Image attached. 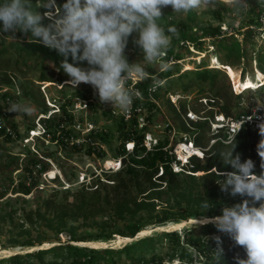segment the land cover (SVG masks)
<instances>
[{"label":"rangeland","instance_id":"1","mask_svg":"<svg viewBox=\"0 0 264 264\" xmlns=\"http://www.w3.org/2000/svg\"><path fill=\"white\" fill-rule=\"evenodd\" d=\"M258 3L264 4L262 0H249L248 10L238 11L233 4V0H216L214 7L209 6L193 10L196 13L195 24L197 26L205 29L219 28L222 34L227 35L230 40L236 37L247 47L246 58L240 64L235 63L232 67L235 74L234 78L239 80V85L242 88L245 87L244 85L248 81H254L256 76L263 74L259 72L256 60L261 55L264 56V23L248 26V20L250 16H254ZM45 10L47 11V9ZM163 14L165 16L161 21L163 25L167 22H173L177 25L180 22L187 21L188 18V13H173L171 6L164 8ZM0 27H2V24H0ZM237 30L243 32L251 30L252 32L243 36L238 35ZM137 38V33H133L129 37L126 54L130 63L143 60L142 49L134 42ZM18 40L16 35L13 38L12 34L0 33V44L5 46H9L10 43ZM211 42L213 41L207 40L209 53L204 54L201 59L205 61V65H209L208 68L210 69H212L211 66L222 64L223 58L222 53L216 51L217 48L214 49V47L209 46ZM187 50L189 51L187 52ZM177 51L181 52V58H183L179 61L182 72L195 69L194 66L199 63V58L202 56L190 47L187 49L178 48ZM10 54H12V50ZM164 58L163 62L166 66L172 64L171 62L167 63ZM160 63L161 61H157L155 64L147 65V72L161 70ZM81 66L87 67L86 62H83ZM187 66L191 69H186ZM40 72V67H37L35 63L25 67L13 65L7 70L5 66L0 68V90L3 92L10 91L13 96H16L12 101L29 102L34 109L31 116L22 113H10L8 111L10 101L8 103L0 102V111L4 114V117L2 116L4 124L9 128L13 127L11 130L14 133L11 139L0 137V258L11 256L14 253L27 252L29 248L35 247L36 250L66 243L71 241L72 236L85 238L84 241L81 240L75 243L80 246L121 247L127 242L139 238L171 231L164 228L175 223L155 225L154 221L165 214L175 218L183 216L184 211L189 208L185 199V196H187L186 191L190 192L195 198H201L204 202L206 200L210 201L211 198L232 197L230 194L221 191L217 182L224 179V177L218 176L217 172H223L214 168L208 172L213 173L209 177L204 176L208 173L203 172H179V176L174 178L172 186L178 185L181 189L175 190L174 194H163L160 199H147L146 195L148 193L140 194L139 190L156 187V190L166 191L169 187V184L162 181L163 171L160 169L158 173L152 175L151 182L144 181L143 177H138L140 186L136 188L132 185L133 180L124 177L125 188L121 187L118 190L119 193L116 191V195H114L115 190L112 186L107 185L108 187H105L104 191L101 192L102 198L100 200L102 202L97 207H93L92 199L96 200V198L92 197L91 193L94 192L91 191L95 188L89 189L86 187H92L94 182H97V176H99V179L101 178L98 181L99 183H102L105 179L116 180L117 175L124 170V164L122 163L120 171L109 172L106 164L108 161L115 163L122 160L121 155H119L121 142L117 139L116 120L123 116L125 111L108 104H101L93 88L88 84H86L87 86H81V83L77 89L86 90L90 97L97 96L94 99L96 108L91 109L89 106H85L86 102L77 101L74 96L76 90H73L75 88L62 89L61 85L40 82ZM234 78L227 72L226 78L219 77L215 89L212 90L210 85L205 84L203 91L195 88L188 95L181 93L178 87L171 89L168 94L161 91L160 97L154 100L158 109L153 111L151 120L145 121V118L149 115L148 111L143 112L140 116V129L147 124L145 131L150 134L148 140L152 138L151 144L169 140L167 148H172V152L176 155L175 150L180 142L186 141V138H188V142H192L191 138H195V135L192 134L194 131L186 133L182 130L184 124L192 130L191 121H204L205 118L209 122L222 120V118L225 120L226 118L221 113L222 107H228L231 104L235 107V95L242 92L243 107L250 106L252 102L256 101L264 102V95H258L256 91L237 90ZM139 80V78L131 79L134 84ZM218 90L224 96L218 97V94L216 95ZM28 93L29 95H27ZM42 97H44L48 112L57 113L65 101L72 100L73 104L68 109L74 116V122L68 126L72 127L79 135H73L71 142L57 143L45 136L47 129L43 118H48L50 114L48 113L45 116L40 111ZM218 112L219 114L215 117ZM191 114L193 118L190 117ZM96 130L108 136L106 142L93 140L95 142L93 143L90 140L88 135ZM215 133L217 136L223 134V132L218 134L210 123V130L202 136L201 145L198 146L203 153L199 157H204L206 151L217 141L214 140L217 138L214 137ZM34 134H38V136L33 139ZM86 140L91 142H86ZM74 144H79L80 147L75 148ZM92 144L101 146L102 151L100 154L88 152V148L93 146ZM229 145L223 144L222 150ZM131 147L126 145L127 150H130ZM178 154H180L179 150ZM33 155L46 162L48 170L35 181V185H32V181H27L30 184L31 193L26 195L21 190L19 183L25 182L26 176L23 173L25 161ZM247 159L250 158L241 155L242 161ZM258 160L262 162L261 157ZM258 160L255 162L258 170L261 171V163ZM17 168L20 169L17 170ZM188 168L186 170H189ZM50 171L58 173L55 180L49 178L48 173ZM178 171H182L181 168L174 167L173 172ZM190 176H195V179L190 178ZM138 178L135 179L138 180ZM106 183L114 184L115 182L106 181ZM153 183L162 187L154 186ZM85 191H89L86 193H89V197H91L87 199L90 206L81 210L78 205ZM49 199L61 204L56 212L45 208V202ZM121 200H128L131 203L127 208L121 210L117 207V203ZM204 211L206 209L200 204L194 206L193 212ZM61 217H64L62 223L60 222ZM202 218L204 217L182 221L178 223L183 224L182 227L177 230L183 234L184 228L201 226L205 223L198 224L192 223V221ZM133 223L141 225L142 229L139 233L144 230H153V232L146 236H139L138 233L135 238L119 234V231L124 230L126 225ZM209 224L215 225L214 223ZM103 233L110 235L112 239L97 240L98 236ZM106 241H109V244L101 246ZM28 243H33L34 246H24ZM160 248H162V251H166L168 249L167 243L164 242ZM190 252H192L195 260L192 264H200L202 258L198 252L193 248ZM237 255L240 258H247L242 251L236 253L235 259ZM169 264L174 263L170 262Z\"/></svg>","mask_w":264,"mask_h":264},{"label":"trees","instance_id":"2","mask_svg":"<svg viewBox=\"0 0 264 264\" xmlns=\"http://www.w3.org/2000/svg\"><path fill=\"white\" fill-rule=\"evenodd\" d=\"M36 2L37 0H33L34 6ZM64 2L65 0H57V4L61 6ZM39 11L41 13L46 12L43 8L39 9ZM195 18L196 13L190 11L188 12L187 21L180 22L177 25L173 22H167V24L164 25L165 27L175 26L179 30V36L173 37L171 47L166 52L164 58L167 63L171 62V65H167L166 68H164L165 70H151L149 72L151 78L149 79L139 80L135 84L129 80L127 86L138 89L142 95L140 98L134 99L130 109L131 118L129 120H126L124 115L116 120V127L118 130L117 139L121 142L119 145V155L122 157L124 170L117 175L116 180L105 179L102 183H99L98 181L101 180V178L99 179V176H97V182H94L92 187H86L89 189L95 188L91 191L94 192L91 193L92 197L96 198V200L92 199L93 207H97L102 202L100 200L102 198L101 192L104 191L105 187H108L107 185H111L115 190L114 195H116V191L120 190L121 187L125 188V184L123 183L125 180L124 177L133 180L132 185L136 188L140 186L138 183L140 177H143L144 181L151 182L152 175L158 173L159 170L162 169L163 174L161 179L164 183L169 184L166 191L156 190V187L139 190L140 194L148 193L146 195L147 199H160L163 197V194H174L175 190L181 189L178 185L172 186L173 180L175 177L179 176V172L208 173L214 168L219 169L220 172L234 171L230 165L226 166L222 162L220 152L224 146L221 140H217L210 149L206 151L204 157L191 158L189 164L184 166L182 171L174 173L173 163L180 165L181 162L178 161L175 154L172 153V148H167L169 140L165 142H156L152 149L148 150L145 146V137L147 134L145 129H147V124L140 129V116L143 112L148 111L149 115L145 118V121L151 120L153 111L158 109L154 100L160 97L161 91L168 94L171 92V89L178 87L181 93L188 95L195 88H199V91H203L205 84L210 85V89L213 90L216 88V82L219 77L223 76L226 78V73L232 69L233 65L235 63L240 64L247 56V47L243 42L239 41L238 38L234 37L233 40H230L227 35L222 34L219 28L205 29L204 27L197 26L195 24ZM48 23L49 21L45 19L44 24L47 25ZM263 23L264 4L258 3L254 16H250L248 20V26L262 25ZM237 32L238 35L245 36V34L252 31L247 30L243 32L242 30H237ZM15 35L19 39L18 41L10 43L9 46L0 44V68L5 66L7 70L13 65L25 67L31 63H35L36 66L41 69L39 77L40 82L61 85L62 89L72 88L71 85L65 83L70 77L60 68L61 61L64 58L60 56L56 50L46 47L42 43H29L28 36L22 32H17ZM207 40H212L213 42H211L209 46L214 47V49L217 48L216 51L222 53V64L217 65L219 68L210 69L208 68L209 65H205L204 60H200L199 63L194 66L195 69L182 72L179 61L183 58H181V52L177 51V49H187L190 47L199 54H208L209 48L207 47ZM11 50L12 54H10ZM188 51L189 50H187V52ZM69 62H73L71 58H69ZM256 62L259 72L264 74V56L261 55ZM81 65L82 64H78L77 66ZM153 80H158L159 85L154 91H151L150 88ZM81 86L87 85L82 83ZM258 88L256 93L258 95H264V84L259 85ZM73 90H76L74 96L77 101L86 102V105L91 109L96 108L94 99H96L97 96L90 97L87 91L83 89L75 88ZM39 92L41 93L40 90ZM27 95H29V93ZM216 95L218 97L224 96L220 90L217 91ZM226 96L228 95L226 94ZM15 97L16 96H13L10 91L3 92L0 90V102L3 101L8 103L14 100ZM42 100V107L40 108L41 113L45 116H47L48 113L50 114L48 118H43V122L47 129L45 136L57 143L60 142L65 144L66 142H71L74 136L79 135L72 127L68 126L72 125L74 122V116L68 109V107L73 104L72 100L68 99L64 102L58 112L60 113L59 115H57V112H48L44 97H42ZM235 100V107L231 104L221 109V113L226 119L236 118L248 112V109L242 106L243 92L235 95ZM218 114L219 112L216 113L215 117ZM0 115L4 117L2 111H0ZM191 125L192 130L187 128L185 124L182 130L186 133L194 131L192 134L195 135V138H191V140L194 145L198 147L201 145L202 136L210 130V122L207 119L204 121L200 120L199 122L191 121ZM7 128L9 127L6 125L0 126V137L11 139V136L7 132ZM10 129H13V127H10ZM88 137H90L92 142L93 140L106 142L108 138L107 135H103L102 132H98L97 130L92 131ZM214 137L220 136L215 134ZM261 139H264V137L260 135V131H252L249 129L242 131L234 140L236 143V153L246 157L248 156V158L252 159L254 162L257 161L260 157L257 146ZM186 141H189L188 138H186ZM128 144H133L132 152H128L126 149V145ZM99 146L94 144L88 148V152L100 154L102 148ZM74 147L78 148L80 146L79 144H74ZM259 163L261 162L259 161ZM255 165V171L259 174L262 170H258L256 162ZM187 167H189V170H186ZM18 169L20 168H17V170ZM47 170L48 164L43 162L38 156L33 155L28 158V160L25 161V167L23 169V173L26 176L25 182L19 183L23 193L26 195L31 193V187L27 181H32V185H35V181L45 174ZM210 175H213V173H208L204 176L209 177ZM135 178H138V180ZM190 178L195 179V176H190ZM106 181H113L115 183L107 184ZM153 185L157 186L154 183ZM86 192L89 191L83 193V197L80 199L78 205V208L81 210L90 206V202L87 201V199L91 197H89V193ZM186 193L187 196H185V199L189 208L184 211L185 213L183 216L175 218L165 214L156 218L154 224H178L182 221H189L197 217L212 218L221 215L224 206H232L241 201V197L239 196L230 198L222 197L220 199L211 198L208 203L211 208L208 211L196 213L193 212L194 206L196 204L202 206L204 200L195 198L188 191H186ZM130 203L131 202L128 200H121L117 203V207L122 210L123 208H127ZM60 205L61 204H57L56 201L51 199L45 202V208L54 212L60 208ZM60 220L62 223L64 217H61ZM141 229L142 227L138 223L128 224L125 226L124 230L119 231V234L135 238ZM216 237H220L221 239L219 245L215 239ZM84 239L85 238L72 236L71 241L66 243L53 245L48 248L42 247L22 254L14 253L11 256L0 258V264H169L170 262L174 264H192L195 261L192 252H190L192 248L195 249L202 258L200 264H235V256L238 251H242L246 256L242 247L236 246L226 233L219 231L216 225L209 223L195 228H184L183 234L177 230L146 236L131 244H124L121 247L95 248L87 245L80 246L75 244L81 240L84 241ZM111 239V236L106 233L101 234L97 238V240L103 241ZM164 242L168 245L166 251H162V248H160ZM24 246L32 247L34 244L28 243L24 244ZM218 247L223 249V256L221 258H217L214 253Z\"/></svg>","mask_w":264,"mask_h":264},{"label":"clouds","instance_id":"3","mask_svg":"<svg viewBox=\"0 0 264 264\" xmlns=\"http://www.w3.org/2000/svg\"><path fill=\"white\" fill-rule=\"evenodd\" d=\"M215 3L216 0H65L61 6L57 0H37L34 6L33 0H0V33L12 34L14 38L15 33L22 32L29 43H42L56 50L64 58L60 68L70 77L67 85L78 88L81 83L88 84L101 104L127 111L134 99L142 95L138 89L127 86L129 80L151 78L146 66L157 61H161V69L166 68L163 58L173 37L179 36L177 27L161 23L165 18L163 9L171 6L173 13H188L214 7ZM233 4L238 11L249 8V0H233ZM41 8L47 11L41 13ZM45 19L49 21L47 25ZM133 33L138 34L134 42L142 49L143 60L130 63L126 49ZM83 62L87 67L77 66ZM255 83L259 87L264 81ZM158 85L159 81L153 80L150 90ZM8 111L31 116L34 109L29 102L10 101ZM259 127L264 137V123ZM235 149L234 142L221 150L223 163L234 171L217 172L224 177L217 183L222 192L239 196L241 201L224 206L219 216L197 221L214 223L244 249L247 258L237 255V264H264V139L257 146L262 161L259 174L255 162L242 161ZM199 156L202 155L192 154L189 162ZM208 201L202 204L206 211L211 208ZM215 239L219 245L220 237ZM214 253L221 258L223 249L218 247Z\"/></svg>","mask_w":264,"mask_h":264},{"label":"built area","instance_id":"4","mask_svg":"<svg viewBox=\"0 0 264 264\" xmlns=\"http://www.w3.org/2000/svg\"><path fill=\"white\" fill-rule=\"evenodd\" d=\"M257 79H258V76H256L255 82L257 81ZM246 108L248 109V112L240 115L239 117L228 119V120L225 119L226 121L222 118V120H216L215 122H210L214 126V129L215 131H217L218 134L223 132L222 136L214 139L215 141L221 140L223 144L229 145V144H232L234 140L236 139V137L244 130L249 129L252 131H260L259 126L260 124L264 123V102H259V101L252 102V105L247 106ZM130 109L131 107L127 111H125V113L123 114L126 120H129L131 118ZM190 117L193 118L192 114ZM1 125H5V124H4L3 117L0 115V126ZM7 132L9 133L10 136L12 137L14 136V133L10 128H7ZM148 137H150V134H146L145 146L147 147L148 150H151L152 147L156 143L151 144L152 138L148 140ZM77 141H80V140H77ZM86 142H90V140H86ZM77 143H80V142H77ZM128 145L132 146L130 150H128L129 152H132L133 144H128ZM181 145H184L186 148L180 151L179 147ZM178 150L180 154H178ZM175 151L178 154V155L176 154L177 156L176 155L175 156L177 160L181 162V164L179 165V164L173 163V169L175 167V168H181V170L183 169L184 165L186 166V162L187 161L189 162V157L192 154L194 153H198L201 155L203 154L201 148L194 146L193 142H187V141L180 142L178 144V148ZM115 164L116 166L112 168H108L107 171L109 172L120 171L122 167V160L120 162H115Z\"/></svg>","mask_w":264,"mask_h":264},{"label":"bare ground","instance_id":"5","mask_svg":"<svg viewBox=\"0 0 264 264\" xmlns=\"http://www.w3.org/2000/svg\"><path fill=\"white\" fill-rule=\"evenodd\" d=\"M203 56H204V54H202V56H201V58H199V60H201ZM211 67H212V68H219L218 66H211ZM186 69H191V67L187 66ZM228 73L230 74L231 77L234 78L235 74H234V72H233L232 69H231ZM234 80H235V81H234V83H235V87H236L237 90H240V89H241V90L244 89V91H245V90H248V89L256 90V89L258 88V86H257L256 83H255V80H254V81H248V82L246 83V86H245L244 88H242V86L239 85L240 82H239L238 79H235V78H234ZM257 80H258V81H260V80L263 81V80H264V74H262V75L259 74ZM37 136H38V134H34L33 139H34V137H37ZM33 139H32V140H33ZM184 148H186V147H185L184 145H181V146L179 147V150L181 151V150H183ZM106 165H107L108 168H112L113 166H116V164L113 163V162H111V161H108ZM48 175H50L49 178H50L51 180H53V179L57 178L58 173H56V172H54V171H50V172L48 173ZM204 218H205V217H204ZM204 218H202V219H196V220L192 221V223H198L199 220H203ZM197 220H198V221H197ZM192 223H191V224H192ZM207 223H212V222H207ZM205 224H206V223H205ZM182 225H183V224H172V225H170V226H168V227H165L164 229H169V230L172 231V230H176V229L182 227ZM151 232H153V230H144V231H141V232L139 233V236H146V235H149ZM127 243H129V242H127ZM107 244H109V241H106L103 245L101 244V246H107ZM88 246H90V245H88ZM91 247L98 248V247H96V246H91ZM43 248H44V247H43ZM33 250H35V247H34V248H29V249H28V251H33Z\"/></svg>","mask_w":264,"mask_h":264},{"label":"water","instance_id":"6","mask_svg":"<svg viewBox=\"0 0 264 264\" xmlns=\"http://www.w3.org/2000/svg\"><path fill=\"white\" fill-rule=\"evenodd\" d=\"M172 231H177V229H176V230H172ZM143 238H144V237H143ZM140 239H142V238H139V239H137V240H133V241L127 243V244H131V243L136 242V241H138V240H140ZM106 248H109V247H106ZM20 254H22V253H20Z\"/></svg>","mask_w":264,"mask_h":264}]
</instances>
